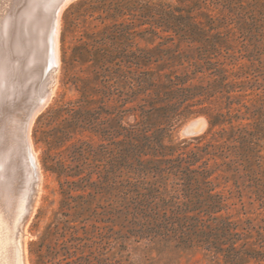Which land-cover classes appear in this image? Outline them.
I'll use <instances>...</instances> for the list:
<instances>
[{
	"label": "rangeland",
	"instance_id": "1",
	"mask_svg": "<svg viewBox=\"0 0 264 264\" xmlns=\"http://www.w3.org/2000/svg\"><path fill=\"white\" fill-rule=\"evenodd\" d=\"M36 1L20 2L18 7L16 0H0V25L7 9L19 12ZM141 1L71 0L62 12L56 82L31 127L42 179L33 200L34 210L23 225L25 263L264 264V0H222L228 8L222 14L221 31L229 33V47L224 46L217 62L206 64L187 84L202 88L201 93L178 107L173 127L166 133L167 145L172 138L173 144L191 143L186 153L203 150L200 164L207 161L214 172L212 194L223 198V209L213 214L219 220L204 221L211 226L207 233L212 229L217 235L222 249L217 255L216 249H185L173 238L151 241L129 237L124 169L107 183L101 175L110 168L111 160L124 153L128 139L124 126L137 122L134 115L124 119V109L138 102L124 107V79L97 77L92 64L82 61L80 54L115 25L139 24ZM52 3L44 0L40 9L48 26ZM118 9L124 15L113 17ZM18 23L21 31L16 33L26 38L28 48L33 46L37 36L33 19L25 22L22 18ZM4 42L0 35V48L15 57L8 60L16 66L15 76L22 78L21 87L33 96L23 103L17 96H8L9 102L19 104L17 115L25 116L41 102L45 87L19 74L23 63L22 69H27L29 56L23 57L27 52L12 48L10 39ZM136 42L142 47L153 46L140 38ZM190 125L199 131L187 132ZM79 169L83 172L77 175ZM90 172L94 173L89 176ZM0 199V216L9 227L14 226L17 210H11V205L16 207L17 203ZM3 201L10 206L3 207ZM2 209L12 213L6 217Z\"/></svg>",
	"mask_w": 264,
	"mask_h": 264
},
{
	"label": "trees",
	"instance_id": "2",
	"mask_svg": "<svg viewBox=\"0 0 264 264\" xmlns=\"http://www.w3.org/2000/svg\"><path fill=\"white\" fill-rule=\"evenodd\" d=\"M226 5L222 0H143L139 24L115 25L80 54L97 77L124 79V107L138 102L124 109V119L134 115L137 121L124 126L128 138L124 153L101 174L107 183L124 169L129 237L173 238L185 249L222 252L217 235L212 229L207 233L211 226L204 221L219 220L213 214L222 211L223 198L212 194L214 172L207 161L200 164L203 150L186 153L191 143L173 144L170 138L167 145L165 139L178 107L201 93L202 88L187 84L206 64L217 62L224 46L229 47V33L221 31ZM122 14L118 9L113 17ZM137 38L153 46L142 47ZM153 128L157 129L152 132ZM146 156L150 159L145 160ZM82 172L76 171L77 175Z\"/></svg>",
	"mask_w": 264,
	"mask_h": 264
},
{
	"label": "bare ground",
	"instance_id": "3",
	"mask_svg": "<svg viewBox=\"0 0 264 264\" xmlns=\"http://www.w3.org/2000/svg\"><path fill=\"white\" fill-rule=\"evenodd\" d=\"M18 1L16 0L17 5H19L18 3L20 2L26 3L27 0L25 2L22 0L20 2ZM52 1L53 3L51 4L49 10L50 27L45 21L43 11L40 10L41 7H44V0H37L33 3V5H29L27 7H24L26 5H21L23 9L19 10V12L12 11V9H5L6 11L4 10L5 12H3L4 14L1 19V38L6 43L9 42V39L10 42L12 41V45L10 43L6 45L8 47L11 45L12 48L14 46L15 50L20 53L27 52L24 56L22 55L23 57L29 56V60L25 63V67H27V69H22L24 63L23 66H20L21 68L18 66V68L22 70L18 71L19 74L21 72V74H24V76H21H26L32 82H41L45 87V96H42L43 98L41 99V102L34 106L27 115H21V118L18 116L19 114L15 112V108L19 104L16 101L9 102L8 96H17L20 98L19 100L23 99L20 101L23 103L24 100L26 101V99L30 98L28 92L29 89L21 87L23 80L20 76L19 78L15 76L18 74L15 70L16 66H11L9 63V58L14 56H8L9 53L7 52L9 51L5 52V46L3 47L5 48L4 50L0 48V198L7 202L14 199L15 201L13 200L12 202L17 203L16 207H14V203L11 205L15 208L14 210L12 207L11 210L15 212L17 210V215L13 212L14 217L15 215L17 216L14 226L9 227L0 216V264H26L24 259L23 225L25 221H28L27 219H29L27 215L29 216L30 212L34 210H31L32 204L35 206L36 203V201L33 203V200L35 198V194L39 190V184L42 179L40 164L32 144L31 127L35 116L39 111H41L40 109L43 105L48 102L50 95H52L50 94L52 85L56 82L54 74L60 64L59 35L61 15L66 5L71 0ZM6 4H9L8 1ZM18 7H20V5ZM22 18L25 19V22L30 20L32 21L33 19V22L37 27L35 43L29 48L28 44H26L27 42L25 41L26 38L21 36L19 33H16L21 31L20 28H17L20 26L16 23L20 22ZM15 25L18 31L15 29ZM15 33L20 36H17ZM19 62H21V60ZM45 72L46 77L43 79ZM30 106L31 105H29V107ZM198 131L199 129H196L193 125L187 127V132L189 133ZM3 203L4 201L2 202L3 207L9 205L7 204L5 206ZM9 206H7V208ZM5 210L3 211L2 209V212H7L5 215L6 217L8 212L9 215L12 213ZM6 217L4 218L6 219Z\"/></svg>",
	"mask_w": 264,
	"mask_h": 264
}]
</instances>
